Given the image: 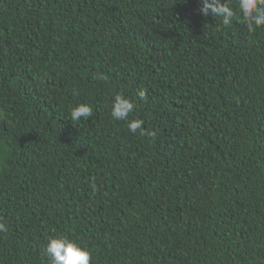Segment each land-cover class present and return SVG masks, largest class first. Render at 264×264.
<instances>
[{"label": "trees", "instance_id": "trees-1", "mask_svg": "<svg viewBox=\"0 0 264 264\" xmlns=\"http://www.w3.org/2000/svg\"><path fill=\"white\" fill-rule=\"evenodd\" d=\"M199 7L0 0V264H47L54 235L91 264H264V27Z\"/></svg>", "mask_w": 264, "mask_h": 264}, {"label": "clouds", "instance_id": "clouds-1", "mask_svg": "<svg viewBox=\"0 0 264 264\" xmlns=\"http://www.w3.org/2000/svg\"><path fill=\"white\" fill-rule=\"evenodd\" d=\"M199 13L204 17L211 16L219 19L224 27H231L234 21L240 20L249 32H255L264 27V0H236L235 6L230 0H200ZM96 79L104 81L107 76L98 72ZM137 96L142 101H147V90L140 88ZM136 104L121 93H116L110 101V116L115 121H123L127 125L129 133L135 135H154L148 133L143 127L141 119H130ZM93 115L91 105L81 103L72 107L69 112L70 121L77 122L81 119L87 120ZM93 191L96 190L94 181L91 183ZM8 228L4 222H0V233H6ZM42 254L47 264H91L92 255L88 248L82 246L75 240L63 235H54L47 238L42 247Z\"/></svg>", "mask_w": 264, "mask_h": 264}]
</instances>
